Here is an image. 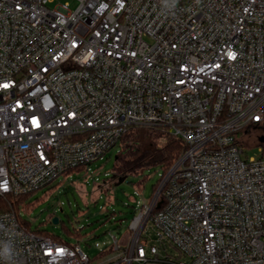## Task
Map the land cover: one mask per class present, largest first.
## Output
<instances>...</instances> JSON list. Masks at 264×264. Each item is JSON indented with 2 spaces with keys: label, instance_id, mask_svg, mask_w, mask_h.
<instances>
[{
  "label": "built area",
  "instance_id": "2783aa9c",
  "mask_svg": "<svg viewBox=\"0 0 264 264\" xmlns=\"http://www.w3.org/2000/svg\"><path fill=\"white\" fill-rule=\"evenodd\" d=\"M76 1L0 0V197L166 129L186 149L102 264H264V157L240 144L264 122V0ZM0 264L91 259L0 202Z\"/></svg>",
  "mask_w": 264,
  "mask_h": 264
},
{
  "label": "rangeland",
  "instance_id": "374dc122",
  "mask_svg": "<svg viewBox=\"0 0 264 264\" xmlns=\"http://www.w3.org/2000/svg\"><path fill=\"white\" fill-rule=\"evenodd\" d=\"M64 2H69L72 8L77 5L76 0H56L49 5ZM255 133H264V129L255 131L248 127L243 133L244 159L264 157V144ZM119 150L118 144L90 164L89 169L61 175L52 183L60 185L52 190L48 187L38 190L30 196L31 206H21L22 218L31 221L32 229L40 228L70 243L80 242L91 264H102L100 246L112 243L113 236L119 241L129 239L133 217L144 202H150L165 174L162 167L150 166L118 182L114 167ZM55 216L58 223L53 222Z\"/></svg>",
  "mask_w": 264,
  "mask_h": 264
},
{
  "label": "trees",
  "instance_id": "16d2710c",
  "mask_svg": "<svg viewBox=\"0 0 264 264\" xmlns=\"http://www.w3.org/2000/svg\"><path fill=\"white\" fill-rule=\"evenodd\" d=\"M248 127L255 131L264 129V122L253 123ZM247 128L242 132V140L244 139L243 133L244 131H247ZM255 136L260 143L264 144V133H255ZM119 145L120 150L116 156L114 167V177L116 179H119L123 176L127 178L128 175L138 174L150 166H160L166 173L186 149V146L180 137L175 136L168 130L162 128L133 127L121 137ZM83 168L85 167L78 166L72 170H69L66 175H72ZM59 185L60 183L50 184L47 187L52 190ZM34 193L36 192L20 194L17 196H9L11 207L7 201L0 197V202L3 203L4 208L13 209L16 212L19 220L29 229H32L31 221L22 218L20 215V208L24 204L26 206L32 205L30 196ZM33 204L35 203L33 202ZM32 230L55 238V236L40 228ZM55 239L70 243L66 240H63L62 238Z\"/></svg>",
  "mask_w": 264,
  "mask_h": 264
},
{
  "label": "water",
  "instance_id": "95a60500",
  "mask_svg": "<svg viewBox=\"0 0 264 264\" xmlns=\"http://www.w3.org/2000/svg\"><path fill=\"white\" fill-rule=\"evenodd\" d=\"M114 176H115V175H114ZM125 179H126L125 176L120 177V178L118 179V182H119V181H123V180H125ZM53 222L58 223V222H59V218H58L57 216L53 217Z\"/></svg>",
  "mask_w": 264,
  "mask_h": 264
},
{
  "label": "snow or ice",
  "instance_id": "6c2138e0",
  "mask_svg": "<svg viewBox=\"0 0 264 264\" xmlns=\"http://www.w3.org/2000/svg\"><path fill=\"white\" fill-rule=\"evenodd\" d=\"M35 123V122H34ZM62 251V250H61Z\"/></svg>",
  "mask_w": 264,
  "mask_h": 264
}]
</instances>
